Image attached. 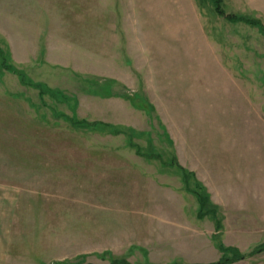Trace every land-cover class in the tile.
I'll return each mask as SVG.
<instances>
[{
    "label": "rangeland",
    "instance_id": "374dc122",
    "mask_svg": "<svg viewBox=\"0 0 264 264\" xmlns=\"http://www.w3.org/2000/svg\"><path fill=\"white\" fill-rule=\"evenodd\" d=\"M220 5L0 0V264H264V0Z\"/></svg>",
    "mask_w": 264,
    "mask_h": 264
},
{
    "label": "trees",
    "instance_id": "16d2710c",
    "mask_svg": "<svg viewBox=\"0 0 264 264\" xmlns=\"http://www.w3.org/2000/svg\"><path fill=\"white\" fill-rule=\"evenodd\" d=\"M212 2H213V4H214V6H215V10H216V12L217 13H219L220 15H223L224 16V12H223V10H221V5H220V3H221V0H212ZM226 18H230V19H233V20H236V21H239V20H241V22L242 21H246V19H244L243 17H239V18H237L236 16H227ZM248 21V20H247ZM248 23L250 24V25H256V23H255V21H252V20H250V21H248ZM260 29H262V27L260 26ZM264 32V31H263ZM201 202H202V200H201ZM202 205V204H201ZM228 260L229 259H220L218 262H215V263H211V264H226L227 262H228ZM110 264H127V263H125L124 261H122V260H115V259H113L112 260V262H110Z\"/></svg>",
    "mask_w": 264,
    "mask_h": 264
},
{
    "label": "crops",
    "instance_id": "0c3cea01",
    "mask_svg": "<svg viewBox=\"0 0 264 264\" xmlns=\"http://www.w3.org/2000/svg\"><path fill=\"white\" fill-rule=\"evenodd\" d=\"M4 194L3 193H0V200H1V196H3ZM0 205H2V203H0ZM0 241L2 242V236H0Z\"/></svg>",
    "mask_w": 264,
    "mask_h": 264
}]
</instances>
